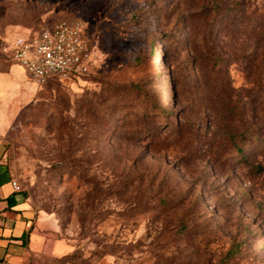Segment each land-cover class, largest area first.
I'll list each match as a JSON object with an SVG mask.
<instances>
[{
    "label": "rangeland",
    "instance_id": "374dc122",
    "mask_svg": "<svg viewBox=\"0 0 264 264\" xmlns=\"http://www.w3.org/2000/svg\"><path fill=\"white\" fill-rule=\"evenodd\" d=\"M74 19L86 75L2 52ZM0 56L8 166L71 247L38 264H264V0H0Z\"/></svg>",
    "mask_w": 264,
    "mask_h": 264
},
{
    "label": "crops",
    "instance_id": "0c3cea01",
    "mask_svg": "<svg viewBox=\"0 0 264 264\" xmlns=\"http://www.w3.org/2000/svg\"><path fill=\"white\" fill-rule=\"evenodd\" d=\"M0 75L6 81L0 85V264H32L45 256H65L71 247L60 235L57 220L52 214L35 209L12 184L16 178L8 166L4 135L8 131V106L21 78L12 74L11 63L4 56H0Z\"/></svg>",
    "mask_w": 264,
    "mask_h": 264
},
{
    "label": "built area",
    "instance_id": "2783aa9c",
    "mask_svg": "<svg viewBox=\"0 0 264 264\" xmlns=\"http://www.w3.org/2000/svg\"><path fill=\"white\" fill-rule=\"evenodd\" d=\"M85 23L62 20L38 34L20 37L2 47V52L23 66L29 78L41 84L49 79H69L88 74L93 66V49L84 39ZM16 190L19 183L12 182Z\"/></svg>",
    "mask_w": 264,
    "mask_h": 264
},
{
    "label": "trees",
    "instance_id": "16d2710c",
    "mask_svg": "<svg viewBox=\"0 0 264 264\" xmlns=\"http://www.w3.org/2000/svg\"><path fill=\"white\" fill-rule=\"evenodd\" d=\"M210 10H211V7H210V6H207V5L205 6V5H204V7H202V12H203L205 18H207V17L209 16L208 14L210 13ZM53 79H54V78L49 79V80H53ZM49 80H48V81H49ZM21 192H22V191H21ZM22 193H23V192H22ZM23 195L26 196V193H23ZM67 255H68V254H67ZM67 255H65V256H67ZM65 256H62V257H65ZM62 257H61V258H62ZM41 258H44V259H45V258H47V257H41ZM38 259H40V258H37V259L33 260V261H32V264H38V263H37V260H38Z\"/></svg>",
    "mask_w": 264,
    "mask_h": 264
}]
</instances>
